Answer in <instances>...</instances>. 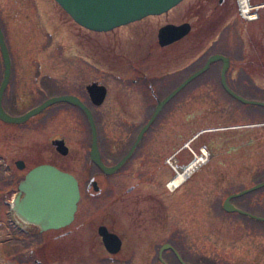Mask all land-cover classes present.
<instances>
[{
	"label": "flooded vegetation",
	"instance_id": "1",
	"mask_svg": "<svg viewBox=\"0 0 264 264\" xmlns=\"http://www.w3.org/2000/svg\"><path fill=\"white\" fill-rule=\"evenodd\" d=\"M228 1H198L197 7L200 8L195 9L196 15L204 12L203 3H207L211 14L222 11V8L230 13L224 53L229 57L226 83L235 92V86L255 90L259 96L257 101L264 103V0H247L250 7L247 17L240 13L237 0H233L236 13H231L233 6L232 3L228 6ZM236 14L245 22L240 28L231 20ZM184 22L187 21L181 23ZM190 24L192 30L194 22L190 21ZM85 43L86 47H93ZM99 49H105L107 53ZM151 52L143 57L149 59ZM216 52L221 53H213ZM81 56L85 63L81 69L84 76L81 83L75 91L68 89L53 96L74 95L91 111L97 127L99 159L105 167L116 165L129 152L158 102L204 64L186 76L180 74L182 78L174 83L173 77L179 75L176 72H183L188 64L169 69L168 63L164 62L153 65L136 63L126 71L130 78L117 75L112 87L109 81L94 77L90 71L103 70L91 61V57L117 59L114 48L98 43L92 54L87 49ZM160 58L158 55L157 60ZM206 71L216 74L214 63ZM55 80L49 79L52 83L48 85L54 88ZM213 80L216 81L214 77ZM219 82L222 87L220 72ZM94 83L106 88L105 98L99 104L88 89ZM189 83L163 104L130 157L113 173L106 172L91 158V130L81 106L60 101L53 103L55 107L46 113L42 112L48 106L39 112L33 129L35 142L41 143L42 140L48 149L41 150L37 145L32 150L36 157L35 160L32 155L33 166L49 163L72 173L80 192L77 209L73 220L59 228H42L19 216L12 203L19 195L18 185L25 173L16 176L13 167L21 171L25 161L19 158L10 160L6 152H0V166L6 173L1 174L5 190L0 191V264H264V184L255 187L264 182V104H257L260 110L248 117L252 122L247 120L229 125L230 129L249 130L246 136L236 139L240 141L238 144L231 143L232 150H257L259 158L241 159L239 165L217 161L208 181L192 180L193 174H189L174 184L177 173L200 155V152L188 153L192 137L171 147L170 153L167 146L168 140L178 136L183 123V104L189 97H185L183 90ZM196 97H200L199 93ZM112 109L116 113L113 118L117 131L111 133L110 128H104L101 132L100 124ZM78 115L83 116L88 124V149L82 162L75 158L74 164L78 168L71 171L57 165L56 161H73L69 138ZM48 128L53 133L46 132ZM164 128L171 130L170 136ZM253 132H257L256 135ZM154 133L161 135L164 142H152ZM5 134H8L7 129ZM64 150L66 153L62 152ZM45 152L47 157L43 156ZM185 154L190 155V160L182 164L180 158ZM19 160L24 162L23 168L18 167ZM10 188H14L11 193ZM242 191L241 195H234ZM204 193L209 199L208 222L201 220V195ZM226 199L236 209L225 208ZM104 235L109 237L107 241Z\"/></svg>",
	"mask_w": 264,
	"mask_h": 264
},
{
	"label": "rangeland",
	"instance_id": "2",
	"mask_svg": "<svg viewBox=\"0 0 264 264\" xmlns=\"http://www.w3.org/2000/svg\"><path fill=\"white\" fill-rule=\"evenodd\" d=\"M198 1L201 0H182L178 5L160 15H151L143 20L115 27L109 32L97 33L93 30L87 31L85 27H81L73 21L72 17L55 0H0V24L11 57V76L3 95L4 109L10 114L20 115L57 92L68 89L75 91L76 86L81 83V79L84 77L81 69L85 63L81 55L83 52H87V49L92 54V50L97 48L98 43L114 48L117 59L108 60L106 58L104 60L101 58L103 55L99 58L91 57V61L98 64L99 68L103 70L94 73L90 71V74L94 77H101L103 81H109L112 87L115 86L117 75L125 76L126 79L130 78L126 71L136 63L153 65L156 62H164L168 63L167 68L169 69L188 64L183 72H176L179 75L173 77L174 83L178 82L182 76H186L195 67L202 65L210 54L216 50L224 54L227 49L230 13L225 11L226 8H222V11H219L215 17L213 15L212 20L216 19L217 21L208 33L204 32L200 35L197 33L191 36L189 33L187 37L169 46L165 45V48H160L157 32L161 25L166 23L181 24L185 20L189 23L193 21L195 24L200 15L208 17L212 15L207 10L209 8L207 3L202 4L204 12L196 15L195 9L200 8L197 7ZM231 3L232 6L235 4L233 0H230L228 6ZM231 13H236L234 6ZM231 20H234L239 28L245 24L237 14ZM208 23L205 22L204 25H208ZM194 29L192 28L191 31ZM85 42L93 47H86ZM151 50L150 58L145 59L146 57L143 56ZM102 51L104 54L107 53L105 49L100 50V52ZM158 55L161 57L159 60H157ZM139 57L143 60L137 59ZM220 68L221 61L214 62L216 74L205 71L191 80L189 85L184 88L185 97H189L183 104V123L179 128L178 136L167 141L170 153L171 147L181 145L192 137L193 142L190 143L191 148L189 147L188 153L194 155L205 152L208 155V161L192 175V180L201 182L208 181L209 175L212 173L211 170L217 165V161H224L222 164L235 163L234 165H239L241 159L259 158L257 150L250 149L246 152L243 149L234 148L232 150L231 143L238 144L240 141L236 139L242 135L246 136L249 130L230 129L229 125L245 123L251 114L260 110V106L241 102L226 93L219 82ZM2 73L3 64L0 55V82ZM170 75L166 76L167 80L170 79ZM213 77L216 81L213 80ZM49 79L51 81L56 79L53 82L54 88L48 85L52 83ZM234 88L238 94L247 99H259L255 90H248L242 86ZM197 93L200 95L198 98L196 97ZM54 107V104H51L42 113H46ZM113 114L116 113L112 109V113L107 115L103 124H100L101 132L104 131V128H110L111 133L117 131L114 129L116 119L113 118ZM39 115L37 113L27 121L16 124H5L0 120V152H6L10 160L19 158L25 161V167L21 171L13 167V174L16 176L26 174L33 167L35 161L32 155L35 160L36 157L32 150L36 149L37 145L41 147H38L41 150L47 148L42 140L41 143L35 142L33 129H35V121ZM75 117L69 138L71 152L74 156L73 161L67 162L64 159L56 161L57 165L71 171H77L78 168L74 164L75 158L78 162H82L88 149V124L83 116ZM138 119L141 120V117ZM249 122L252 121L249 120ZM6 129L8 134H5ZM166 131L170 136L171 130L164 128V132ZM46 132L51 133L52 130L48 128ZM18 133L20 134L18 135ZM256 133L253 132V135ZM161 139V135L154 133L152 142H164ZM20 146L23 147V151L20 150ZM43 156L47 157V152ZM180 160L182 164L186 163L190 160V155L185 154ZM18 172L20 175H17ZM1 174L6 175L2 166H0V191L5 190ZM10 189L9 193L12 192ZM207 196V193L201 195V220L208 222L209 216L206 210L209 206V199ZM222 199L223 196L220 200Z\"/></svg>",
	"mask_w": 264,
	"mask_h": 264
},
{
	"label": "water",
	"instance_id": "3",
	"mask_svg": "<svg viewBox=\"0 0 264 264\" xmlns=\"http://www.w3.org/2000/svg\"><path fill=\"white\" fill-rule=\"evenodd\" d=\"M71 17L81 26L93 31H109L115 27L139 20L148 15H158L169 11L182 0H55ZM191 31V24H166L158 30V41L161 46L169 45L184 38ZM0 55L3 64L2 79L0 82V119L9 123H22L31 116L41 112L47 106L67 101L81 106L86 112L91 130V158L108 173L116 171L130 157L136 145L140 141L145 130L154 121L163 104L175 95L191 80L205 72L209 66L221 61L220 79L222 87L236 99L244 103L264 104L257 100L246 99L233 91L226 83V70L229 65V57L216 52L210 54L204 64L187 76L178 87L171 91L164 99L160 100L148 122L141 129L136 141L129 152L114 166L105 167L99 159L97 144V127L91 111L76 96L61 94L52 96L40 104L32 107L20 115H11L3 107V95L11 76V57L0 24ZM94 101L101 103L106 95V88L96 83L88 86ZM59 149V147H58ZM67 150L62 151L66 153ZM19 168L24 167L22 160L17 161ZM264 182L256 185L259 187ZM19 195L13 200V207L19 216L28 222L35 223L42 228H59L69 224L77 209L80 197L78 182L75 176L65 170L49 163H40L31 167L18 185ZM97 189V188H96ZM244 191L234 194L241 195ZM227 209H236L230 204L229 199L224 203ZM105 240L109 238L104 235Z\"/></svg>",
	"mask_w": 264,
	"mask_h": 264
},
{
	"label": "built area",
	"instance_id": "4",
	"mask_svg": "<svg viewBox=\"0 0 264 264\" xmlns=\"http://www.w3.org/2000/svg\"><path fill=\"white\" fill-rule=\"evenodd\" d=\"M238 2V7H239V11L240 13L244 16L247 17L248 16V11L250 10V7L248 6L247 0H237ZM197 159H195V161H193L192 163H190L182 172H180V174H183V177H186L189 174H192L194 171H196L202 164H205L207 162L208 159V155L203 152L201 153L198 157H196ZM179 173H177V176ZM176 176V177H177ZM175 177V178H176ZM174 178V179H175ZM173 179V181H174Z\"/></svg>",
	"mask_w": 264,
	"mask_h": 264
},
{
	"label": "trees",
	"instance_id": "5",
	"mask_svg": "<svg viewBox=\"0 0 264 264\" xmlns=\"http://www.w3.org/2000/svg\"><path fill=\"white\" fill-rule=\"evenodd\" d=\"M202 11H200L198 14H200ZM218 13V12H217ZM216 12L213 14L212 13V15L211 16H206V15H200V18L196 21V23L194 24V31H191L190 32V35L189 36H191V35H196L197 33H199V34H197V35H200V33H208L209 32V30H211L212 28H213V24H215L216 23V19H213L212 20V17H213V15H214V17H215V15L217 14ZM202 14V13H201ZM205 22H209L208 23V25H204L205 24ZM217 51V50H216Z\"/></svg>",
	"mask_w": 264,
	"mask_h": 264
},
{
	"label": "bare ground",
	"instance_id": "6",
	"mask_svg": "<svg viewBox=\"0 0 264 264\" xmlns=\"http://www.w3.org/2000/svg\"><path fill=\"white\" fill-rule=\"evenodd\" d=\"M179 174H180V172H179ZM179 174H178V175H179ZM182 177H183V174H180L179 176H177V177L174 179L173 183H174V184H178V182H180V181L182 180Z\"/></svg>",
	"mask_w": 264,
	"mask_h": 264
}]
</instances>
